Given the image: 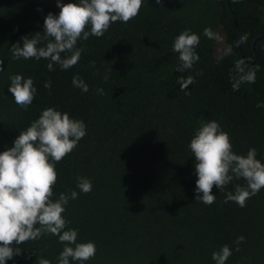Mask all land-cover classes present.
<instances>
[{"label":"trees","instance_id":"1","mask_svg":"<svg viewBox=\"0 0 264 264\" xmlns=\"http://www.w3.org/2000/svg\"><path fill=\"white\" fill-rule=\"evenodd\" d=\"M50 12L59 14L56 0H0V101L11 108L10 117L0 121V152L12 147L42 110L68 113L84 122L86 135L55 164L53 199L78 193L63 216L69 221L65 230L78 232V243L96 246L85 264H212V238L232 235L241 220L243 207L225 197L246 181L213 187L215 202L202 203L189 144L202 123L215 120L233 152L246 155L254 148L264 160V36L250 65L239 51L235 23L242 53L251 60L252 41L264 33V0H231V8L227 0H143L134 19L113 23L102 37L78 41L79 62L67 70L57 64L49 70L43 58L13 59L10 47L21 37H44ZM205 28L224 33L229 46L224 55L216 56L215 39L205 36ZM186 30L199 36V59L182 69L173 43ZM249 71L254 82L241 80ZM15 74L31 78L37 90L27 108L8 91ZM74 76L88 91L73 85ZM77 177L89 179L92 190L81 192ZM64 246L45 234L14 244L21 253L6 264L40 259L58 264Z\"/></svg>","mask_w":264,"mask_h":264},{"label":"clouds","instance_id":"2","mask_svg":"<svg viewBox=\"0 0 264 264\" xmlns=\"http://www.w3.org/2000/svg\"><path fill=\"white\" fill-rule=\"evenodd\" d=\"M160 2L156 0L157 4ZM56 3L60 12L58 15L50 12L45 17L44 37H21L10 47L13 59L43 58L49 61V70H53L54 64L67 70L79 62L83 49L77 47L78 41L89 36L102 37L113 23L134 19L143 6V0H79L78 3L56 0ZM204 34L210 39L217 38L210 28H205ZM42 40L46 41L45 46L38 47ZM198 44L199 36L187 30L175 38L173 51L179 54L182 69L191 68L199 59L195 51ZM61 53L70 55L62 57ZM241 80L254 82L255 73L249 71ZM10 81L8 91L17 105L27 108L37 91L33 80L15 74L10 76ZM73 85L88 91L87 84L78 76L73 77ZM44 87L50 89L51 82L46 81ZM85 135L83 121L49 107L26 130L19 132L12 147L0 152V264L21 253L14 244L36 240L45 234L57 236L65 245L58 264H70V260L85 264L95 257L93 242L78 243V232L65 230L69 223L63 216L65 206L78 193H61L58 199H53L58 178L55 164L70 154ZM189 148L196 161V198L202 203L213 204L216 200L213 187L223 190L234 179H243L246 187L237 185L234 193L228 192L226 203L232 201L245 207L247 200L264 189V163L256 158V150L249 149L246 155L233 152L229 135L215 120L201 124ZM77 187L83 193L92 190L91 181L85 177H77ZM244 239L237 237V245ZM231 254L229 246L224 245L212 253V259L216 264H226ZM38 264H50V261L40 259Z\"/></svg>","mask_w":264,"mask_h":264},{"label":"rangeland","instance_id":"3","mask_svg":"<svg viewBox=\"0 0 264 264\" xmlns=\"http://www.w3.org/2000/svg\"><path fill=\"white\" fill-rule=\"evenodd\" d=\"M215 38V54L221 56L229 46L225 35L219 31ZM11 108L0 101V121L10 117ZM264 163V160L262 161ZM245 239L237 245V237ZM211 251H219L222 246L228 245L232 251L226 264H264V189L247 200L246 206L241 209V220L234 233L224 239L213 237ZM239 247V251H237ZM212 264L216 262L212 259Z\"/></svg>","mask_w":264,"mask_h":264},{"label":"water","instance_id":"4","mask_svg":"<svg viewBox=\"0 0 264 264\" xmlns=\"http://www.w3.org/2000/svg\"><path fill=\"white\" fill-rule=\"evenodd\" d=\"M228 2V5L229 7L231 8V0H227ZM231 13L232 15H234V12L231 10ZM235 23H236V26H237V31H238V37H239V40H238V48H239V51L242 55V57L244 58V60L250 64V65H253L255 62H256V59H257V51H256V42L262 38L264 36V33H260L258 34L254 40L252 41V46H253V49H254V52H255V57L251 60H249L243 53H242V43H243V39H242V33L240 31V29L238 28V21L235 19Z\"/></svg>","mask_w":264,"mask_h":264}]
</instances>
